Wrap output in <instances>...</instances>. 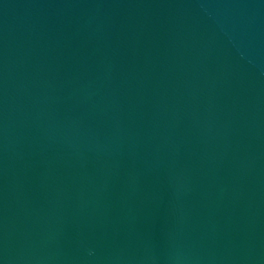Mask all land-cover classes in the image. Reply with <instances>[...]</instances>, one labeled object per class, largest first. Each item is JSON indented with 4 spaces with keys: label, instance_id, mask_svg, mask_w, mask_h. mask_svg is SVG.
<instances>
[{
    "label": "water",
    "instance_id": "95a60500",
    "mask_svg": "<svg viewBox=\"0 0 264 264\" xmlns=\"http://www.w3.org/2000/svg\"><path fill=\"white\" fill-rule=\"evenodd\" d=\"M0 264H264V0H0Z\"/></svg>",
    "mask_w": 264,
    "mask_h": 264
}]
</instances>
